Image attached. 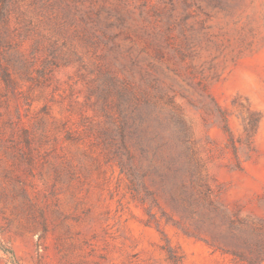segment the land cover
<instances>
[{"label":"rangeland","instance_id":"1","mask_svg":"<svg viewBox=\"0 0 264 264\" xmlns=\"http://www.w3.org/2000/svg\"><path fill=\"white\" fill-rule=\"evenodd\" d=\"M3 4L0 264H264V0Z\"/></svg>","mask_w":264,"mask_h":264},{"label":"trees","instance_id":"2","mask_svg":"<svg viewBox=\"0 0 264 264\" xmlns=\"http://www.w3.org/2000/svg\"><path fill=\"white\" fill-rule=\"evenodd\" d=\"M5 3V2H4ZM7 14L4 10V4L0 7V46L3 45V41L5 40L4 32L8 30L5 25L7 24ZM3 26V27H2ZM0 59H1V51H0ZM137 129V126L132 125H122L116 128H110L109 126L103 127L101 130V134H103L107 141H112L115 136H119L118 143L113 142L112 145V154L116 159L117 164L119 165L122 172H124L133 186V177L134 171L132 166L133 160V143L131 139L133 137L134 131ZM119 133V134H116ZM115 135V136H114ZM232 236H236L233 234ZM238 238V237H237ZM245 241V239H243Z\"/></svg>","mask_w":264,"mask_h":264}]
</instances>
